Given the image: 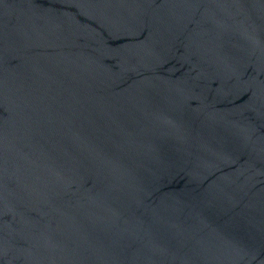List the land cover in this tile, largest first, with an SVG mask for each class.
Instances as JSON below:
<instances>
[{
    "label": "water",
    "instance_id": "95a60500",
    "mask_svg": "<svg viewBox=\"0 0 264 264\" xmlns=\"http://www.w3.org/2000/svg\"><path fill=\"white\" fill-rule=\"evenodd\" d=\"M0 264H264V0H0Z\"/></svg>",
    "mask_w": 264,
    "mask_h": 264
}]
</instances>
